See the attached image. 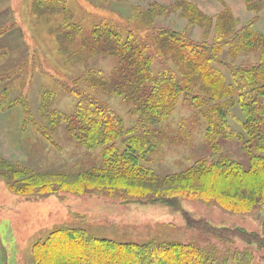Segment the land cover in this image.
Wrapping results in <instances>:
<instances>
[{"label": "trees", "instance_id": "1", "mask_svg": "<svg viewBox=\"0 0 264 264\" xmlns=\"http://www.w3.org/2000/svg\"><path fill=\"white\" fill-rule=\"evenodd\" d=\"M27 3L24 27L29 38L39 42L30 49L24 40L27 57L22 66L9 73L11 80L0 74V111L21 104L22 129L32 121L33 133L45 138L53 137V131L65 124V132L87 150L102 148L103 165L67 177L59 171L29 174L21 163L0 157V177L4 180L10 175L22 181L8 185L4 180L8 189L34 199L68 192L75 196H106L121 203L177 205V201L187 199L218 205L231 213L258 210L263 213L261 232L216 227L204 220L189 224L216 238L232 240L236 236L264 249V35L254 29L264 0H245L254 16L244 22L226 6L214 19L189 0L176 1L167 10L180 11L178 15L186 19V29L182 31L151 25L138 28L143 14L136 20H123L103 10L92 12L80 0ZM99 14L103 18L90 20ZM18 23L21 22L13 19L1 24L0 37L19 29ZM193 28L203 29V39L191 37ZM161 36L169 41L165 49L173 51L178 61L162 63L155 72L150 58L151 52L159 51ZM62 40L69 43L62 46ZM109 40L116 46H109ZM8 52L0 48V63L9 56ZM97 54L118 60L109 78L95 68L78 75V66ZM249 55L254 56L252 60L247 58ZM240 56L243 59L238 62ZM36 71L45 79L39 88L37 117L27 103ZM15 82L24 84L23 92L11 98L10 84ZM98 92L115 94L131 104L137 116L135 128H127L110 104L95 95ZM67 95L75 100L70 113L51 109ZM180 103L195 112L206 109V114L215 119H210L206 140L217 154L197 159L178 174L160 177L143 164L150 161L156 148L151 140L163 130L154 126L168 121ZM232 106L242 112L241 131L230 124ZM219 136L242 141L247 161L220 153ZM56 244L70 245L67 252L63 245L53 252ZM32 245L33 264H83L81 257L74 256L80 251L91 264H252L254 259L248 249L218 255L190 243L97 240L77 228L52 230Z\"/></svg>", "mask_w": 264, "mask_h": 264}, {"label": "rangeland", "instance_id": "2", "mask_svg": "<svg viewBox=\"0 0 264 264\" xmlns=\"http://www.w3.org/2000/svg\"><path fill=\"white\" fill-rule=\"evenodd\" d=\"M218 1L193 0L192 3L206 14L202 6L204 4L216 6L219 5ZM27 2L29 0H8V7L12 11L10 13L11 20L14 19L22 23H18L19 29L17 28L12 35L15 39L25 40L32 49L33 43L36 44L39 41L32 36L30 39L24 27L28 15L27 7L29 5ZM80 2L92 12L103 10L105 13L108 12L123 20L133 17L136 20L137 16L143 14L137 22L136 27L138 28L145 29L151 25L155 28L170 27L179 31L186 29V19L178 15L180 11H168L167 8L172 7L168 2L148 0L147 2L144 0H80ZM164 7L166 8L162 9ZM261 9L260 20L255 24L254 29L264 35V5ZM95 17H91L90 20L103 18L100 14ZM147 20L150 21V24L147 23ZM191 37L197 40L203 39V29H191ZM60 42L62 46L69 43L68 41L65 43L63 40ZM168 42L165 37H159V51L151 52L150 59L154 63L155 72L161 68L162 63L171 64L173 61H178V58L172 56L173 51L165 49L168 47ZM107 44L116 46L112 40H109ZM9 51V57L4 60V65L0 66V70L3 69L0 74H4V76H8L12 70L22 66L23 59L27 57L26 46L24 49L11 48ZM253 57L249 55L247 58L252 60ZM241 59H243L242 56L238 62ZM117 64L118 60L112 56L93 55L90 56L87 63L78 66V75L85 73L88 68H95L109 78ZM33 80L34 82L28 90L27 103L30 105L33 115L37 117L39 88L45 79H42V73L36 71ZM89 80L85 82V88H88ZM5 82L7 83V81ZM17 84L18 82L10 84L11 90L13 89L10 93L11 98L17 97L23 92L24 84ZM10 85L8 86L10 87ZM95 95L110 104L114 111L122 117L127 128H135L137 116L133 114L132 105L123 100V97L106 92H98ZM74 106L75 100L67 95L52 104L51 109L68 114L74 109ZM22 108L21 104H17L2 113L3 119H6L7 122L5 131L1 135L6 151L0 153V157L7 161L21 163L29 174H40V172L54 174L59 171L66 174L67 177L103 165L102 148L87 150L69 133L65 132V124H60L58 129L53 131V137L50 138L39 136V134L35 135L33 133L35 124L32 121L26 123V128L22 129L24 124ZM231 108L229 111L230 124L237 131H241L239 123L243 119L242 112L237 106ZM206 113V109L195 112L182 103L178 104L168 121L162 125L158 123L154 126L163 130L161 135H156L151 140L156 143V148L151 153L150 161L143 165L156 175L164 177L186 170L197 159L215 156L217 151H214L206 140L210 119H215L210 117V113ZM218 141L220 153L244 161V163L247 161L242 141L227 140L223 136H219ZM115 143L120 144V141ZM4 180L8 185L22 182L20 178L10 175ZM4 180L0 177V264H33L31 259L32 251L34 252L32 244L48 236L52 230L61 228L84 229L88 236L97 240L112 239L117 242L126 241L138 244L151 240L190 243L208 251L214 250L218 255L248 249L254 255L252 264H264V249H259L256 244L249 245L236 236L232 240H222L191 227L189 224L192 220H204L216 227H240L248 232H261L263 213L258 210L247 214L231 213L218 205H206L198 200L187 199L177 201V205L152 202L121 203L119 200L106 196H75L68 192L54 193L40 199L25 198L11 192ZM62 245L65 247L63 250L66 251L70 244H56L52 251H58ZM74 256L81 257L80 260L83 264L88 262L91 264L90 261L82 258L81 251L74 253ZM74 259L76 258H71V260ZM229 264L235 263L230 261Z\"/></svg>", "mask_w": 264, "mask_h": 264}, {"label": "crops", "instance_id": "3", "mask_svg": "<svg viewBox=\"0 0 264 264\" xmlns=\"http://www.w3.org/2000/svg\"><path fill=\"white\" fill-rule=\"evenodd\" d=\"M144 1L147 2V0H144ZM148 1L162 2V3L168 2L171 5V4L175 3L176 1H180V0H148ZM190 1L193 2V0H190ZM205 1H212V0H205ZM218 2H219V5L213 6V4L212 5L204 4L202 6V8L204 7L206 14L213 17L215 14L222 11L224 9V7L226 6V7L230 8V10L234 14V16L236 18H238L241 22L246 21L253 16L252 15L253 12H250L246 8L245 0H221V2L220 1H218ZM11 12H12L11 9L8 7V0H0V25L3 23L11 21V18H10ZM16 30H17V28H14L10 32L6 33L4 36L0 37V48H4L8 51L11 48H15V49H21V48L24 49L25 48L24 40H20V38H17V37H16L17 39H15L14 35H12V34H14V32ZM7 57H9V56H7ZM3 65H4V61L2 63H0V66H3ZM1 71H3V69H1L0 72ZM2 113L3 112L0 111V153H4L6 151L5 150L6 147L4 145V142L2 141L1 135L3 134V131H5V127L7 126L6 125L7 122H6V119H3Z\"/></svg>", "mask_w": 264, "mask_h": 264}]
</instances>
